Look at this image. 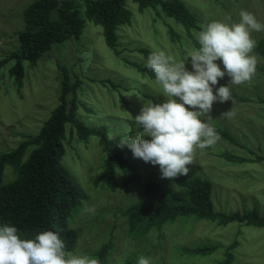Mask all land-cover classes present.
I'll use <instances>...</instances> for the list:
<instances>
[{
  "label": "rangeland",
  "instance_id": "374dc122",
  "mask_svg": "<svg viewBox=\"0 0 264 264\" xmlns=\"http://www.w3.org/2000/svg\"><path fill=\"white\" fill-rule=\"evenodd\" d=\"M33 0H0V61L17 45L14 31L23 26L22 10ZM194 16L188 31L171 17L159 15L155 8L142 11L133 0H125L124 8L130 22L118 25L116 49L113 52L104 41L102 28L84 17L83 32L79 38H69L53 44L34 64L23 60L24 76L17 85L9 70V60L0 66V152L16 147L24 136L34 134L58 104L61 68L67 70L71 84L78 81L76 118L91 128L104 126L113 137L128 138L141 135L134 117L140 114L144 103H163L166 100L155 74L143 72L140 67L147 59L141 48L151 52L165 51L176 61H185L191 71V58L187 52L198 48L196 33L201 25L212 20L238 23L240 11L253 13L264 25V0H181ZM170 29L173 33L170 32ZM252 38H264V31L252 32ZM257 59L256 73L250 82L230 85L232 100L214 102L210 117H202L209 124L228 129L236 143L219 139L211 147L196 149L194 162L189 165L188 177L202 176L212 183L211 199L214 209L226 213H245L257 210L264 217V59ZM223 70L221 61H217ZM230 77L225 75L213 86H227ZM71 95V94H70ZM237 96L244 98L240 100ZM69 97V96H68ZM232 110L234 115L222 116ZM151 139L150 137H145ZM65 152L61 163L75 178L84 198L72 208L67 222L76 230L75 248L68 251L75 256L94 258L102 244L112 240L108 255L109 264L136 261L141 256L151 258V264H217L223 258V249L236 238L232 264H264V229L232 222L217 226L196 217H179L153 228L145 235L130 232L128 220L123 216L126 207L143 194V185L154 181L160 188L179 192L180 187L171 179H161L159 165H141V178L134 185H123L117 171V187L94 184L93 179L102 170L104 152L96 135L80 139L73 127L67 124L64 134ZM229 152L244 157L245 163H233L219 153ZM260 158V159H258ZM11 168L5 167L4 182L12 179ZM176 202V201H173ZM94 206L95 214L84 213L85 206ZM221 244L209 256L183 254V247Z\"/></svg>",
  "mask_w": 264,
  "mask_h": 264
},
{
  "label": "trees",
  "instance_id": "16d2710c",
  "mask_svg": "<svg viewBox=\"0 0 264 264\" xmlns=\"http://www.w3.org/2000/svg\"><path fill=\"white\" fill-rule=\"evenodd\" d=\"M124 2L125 0H33L22 10V28L14 31L18 45L0 61V66L12 60L9 72L20 86L24 76L22 61L34 64L53 44L69 38H79L83 32L84 17L101 26L105 44L119 54L115 29L118 25L130 22V14L124 8ZM133 2L141 11L147 7L157 8L159 15L173 18L187 31L195 22L194 16L181 0ZM82 9L84 17L80 16ZM170 32L173 33L171 29ZM140 52L146 59L152 53L146 48H141ZM253 53L264 59V38L256 40ZM140 70L154 75L145 66L140 67ZM261 71L264 73V68ZM77 84L78 81L71 84L67 70L61 68L58 104L49 117L36 133L24 136L11 150L0 152V224L9 223L17 227L22 239H34L43 231L57 232L66 244V252L74 249L78 240L76 230L68 225L67 219L72 208L84 198L75 178L61 163L65 152L63 140L67 124L75 129L80 139L93 134L99 138L104 158L101 172L93 179L94 184L104 182L110 189H115L117 171H120V180L125 186L139 183L141 178V165L129 156L132 151L127 147L121 149L116 146L123 139L121 136H115L109 141L106 127L102 125L91 128L76 118ZM237 98L245 100L239 96ZM210 125L218 132L220 139L236 143L228 129ZM219 154L233 163L257 159L247 160L226 151ZM5 167H10L12 174V179L7 182L3 179ZM171 180L175 186L180 187L179 192L163 190L154 181L144 183L142 196L122 213L128 220L130 232L143 236L167 222L190 216L211 221L217 226L235 222L264 229V217L255 209L245 213L216 211L211 199L212 183L208 178L179 176ZM237 245L235 238L224 247L223 258L217 264H232L233 250ZM112 247V240H109L95 251L94 258L99 264H109L108 255ZM219 247L223 246L219 243L205 244L194 248L183 247L181 252L189 256L205 257L213 254ZM123 264L137 263L127 261Z\"/></svg>",
  "mask_w": 264,
  "mask_h": 264
},
{
  "label": "clouds",
  "instance_id": "9594fccd",
  "mask_svg": "<svg viewBox=\"0 0 264 264\" xmlns=\"http://www.w3.org/2000/svg\"><path fill=\"white\" fill-rule=\"evenodd\" d=\"M239 15L238 23L212 20L201 25L195 34L199 47L187 52L191 71L185 61H176L163 50L152 52L147 59L145 67L155 74L166 100L144 103L134 117L141 135L123 138L116 146L127 147L145 163L159 165L161 179L189 175L196 149L214 146L220 139L202 117H210L214 102L233 101L230 85L250 82L256 73L257 59L251 55L256 41L251 34L264 31V25L251 12L241 10ZM225 75L230 83L214 93L213 86ZM232 115V110L222 114ZM107 138L113 140L112 134ZM83 211L94 215L96 209L86 205ZM65 249L57 232L43 231L34 239H22L17 227L0 224V264H99L95 258L71 255ZM138 264H151V258L141 256Z\"/></svg>",
  "mask_w": 264,
  "mask_h": 264
}]
</instances>
